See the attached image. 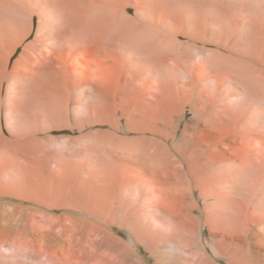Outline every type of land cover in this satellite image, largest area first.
I'll use <instances>...</instances> for the list:
<instances>
[{
  "label": "rangeland",
  "instance_id": "374dc122",
  "mask_svg": "<svg viewBox=\"0 0 264 264\" xmlns=\"http://www.w3.org/2000/svg\"><path fill=\"white\" fill-rule=\"evenodd\" d=\"M70 89L104 124L69 144L5 127V97L66 110ZM254 137L264 140V0H0V256H48L39 241L56 237L80 255L227 264L240 203L264 217V152L227 150ZM58 186L81 197L62 201Z\"/></svg>",
  "mask_w": 264,
  "mask_h": 264
},
{
  "label": "bare ground",
  "instance_id": "6f19581e",
  "mask_svg": "<svg viewBox=\"0 0 264 264\" xmlns=\"http://www.w3.org/2000/svg\"><path fill=\"white\" fill-rule=\"evenodd\" d=\"M206 131H207V133L205 132V135L208 138H212L213 140L219 139V137L217 135L212 134V131L210 128H207ZM214 131H215V128H214ZM253 140L255 141L254 144H243V145H241V144H239L238 140L233 139L231 142L232 144L228 146L227 150H229V152H231L233 154H236V156L239 158L243 157L244 155H247V153H249L250 151H255V152H259V153L264 152V140H262L259 137H254ZM219 141H220V139H219ZM225 154H226V152L221 153L220 155L222 156V158H224ZM263 154H261V155H263ZM6 164H7V162L4 161L2 163V167L3 168L7 167ZM237 173L238 174L236 176L237 177L240 176V179H242V178L244 180L247 179V177H246L247 174L245 175L243 170L239 169V171ZM237 177H235V178H237ZM240 207H241L243 214H244L241 216L242 218L244 217V221L241 220V222H243L242 233L238 234L234 238H231L230 240L224 239L225 250L223 251V253H221V255L228 262H230V264H264V217H262L261 215L253 214L252 211L248 209V208H250V206L247 207L242 202L240 203ZM8 211H9V213H8L9 216L12 217L13 214L11 212V209L9 208ZM240 215L241 214H239V217H240ZM9 222H11V221H9ZM3 227H4L3 228L4 230L7 229L6 226H3ZM154 243H155V241H154ZM39 245L42 246L43 248H49V250L51 249L54 253L53 254L49 253L50 255L44 256L43 254H40V252H39L38 255L30 256V257H28V256L27 257H21V256H19V257L6 256L5 257L4 255H2V256H0V264H145L144 261L143 262L141 260L138 261L136 258H132V257H127V258L126 257H120V258L113 257V258H111V257L90 256V255H83V254L80 255V254H78V252L77 253L75 252V250H78L79 246H77L74 243L73 244L68 243L67 241H65L62 238L53 237V238L49 239L47 237H42L39 241ZM195 245L198 247V244H195ZM34 246H36V245H34ZM168 246H169V250H168V252H165V253H169L171 255L175 254L176 249H175L174 245L170 244ZM178 254H180L181 258H182V256L185 253L180 251V253H178ZM184 259L180 260V264H189L188 260H184ZM228 262H227V264H229ZM195 263H197V262H195ZM202 263L203 264H211L206 259H203Z\"/></svg>",
  "mask_w": 264,
  "mask_h": 264
},
{
  "label": "crops",
  "instance_id": "0c3cea01",
  "mask_svg": "<svg viewBox=\"0 0 264 264\" xmlns=\"http://www.w3.org/2000/svg\"><path fill=\"white\" fill-rule=\"evenodd\" d=\"M62 53L69 54L68 51H64ZM85 53L90 55V57H93L94 55L95 57L97 56V58H101V53L92 46H87ZM27 64H31V62H28ZM63 74L65 76H68L65 72H63ZM82 96L83 95L76 94L73 90L70 89L67 96L66 110L57 109V107H54L50 103L51 97L48 96L45 97L44 100L34 99L31 101L27 99H21L20 101H18V104H14L13 106L9 105L5 97L2 102L3 110L1 112L2 118L4 119V125L6 128H12L13 130L19 129L22 133L26 134H44L52 131H68L72 134L64 135L62 141L66 144H69L72 141V138H74L75 136H80L81 132L86 131L90 127L104 124V122L102 121L104 116L100 109L96 107H93V109L86 107L85 103L83 104L84 98H82ZM75 102H79L82 104L77 105L75 104ZM17 119L20 120H18L16 123ZM96 130L97 131L94 132L95 134L103 132V134H110L112 136L111 139L113 148H116L123 143L124 138L120 135L115 134V131L113 130ZM73 133H76V135ZM59 176L60 181H63V179L61 178L62 176ZM77 188V190H71L67 187L58 186L55 188V193H57L56 195L60 197V200L62 201L75 200L81 197L78 192H82L81 187L78 186Z\"/></svg>",
  "mask_w": 264,
  "mask_h": 264
},
{
  "label": "trees",
  "instance_id": "16d2710c",
  "mask_svg": "<svg viewBox=\"0 0 264 264\" xmlns=\"http://www.w3.org/2000/svg\"><path fill=\"white\" fill-rule=\"evenodd\" d=\"M69 134L71 133L68 131L54 132V135H69Z\"/></svg>",
  "mask_w": 264,
  "mask_h": 264
}]
</instances>
